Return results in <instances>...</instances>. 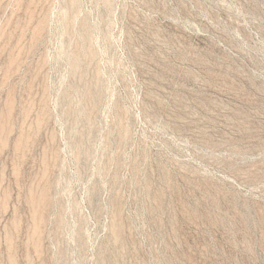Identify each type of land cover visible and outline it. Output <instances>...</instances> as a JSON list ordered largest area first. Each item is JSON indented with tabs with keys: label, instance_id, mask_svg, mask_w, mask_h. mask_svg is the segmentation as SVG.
<instances>
[{
	"label": "rangeland",
	"instance_id": "1",
	"mask_svg": "<svg viewBox=\"0 0 264 264\" xmlns=\"http://www.w3.org/2000/svg\"><path fill=\"white\" fill-rule=\"evenodd\" d=\"M0 264H264V0H0Z\"/></svg>",
	"mask_w": 264,
	"mask_h": 264
},
{
	"label": "bare ground",
	"instance_id": "2",
	"mask_svg": "<svg viewBox=\"0 0 264 264\" xmlns=\"http://www.w3.org/2000/svg\"><path fill=\"white\" fill-rule=\"evenodd\" d=\"M78 3V2H77ZM72 4V3H71ZM81 8V7H80ZM82 11V10H81ZM80 15V14H79ZM77 18H78V15H77ZM76 25V24H75ZM76 27V26H75ZM93 28V27H92ZM73 30V29H72ZM94 31V30H93ZM99 31V30H98ZM76 33V32H75ZM92 33V32H91ZM64 35V34H63ZM79 36V35H78ZM78 38V37H77ZM95 38V37H94ZM71 42V41H70ZM98 42V41H97ZM70 45V44H69ZM80 45V44H79ZM95 45V44H94ZM69 47V46H68ZM81 49H82V47H81ZM67 52V51H66ZM83 53V52H82ZM68 54H69V52H68ZM67 54V55H68ZM69 58V57H68ZM73 59V58H72ZM79 62V61H78ZM74 73V72H73ZM89 87V86H88ZM99 87V86H98ZM103 87V86H102ZM101 87V88H102ZM81 88V87H80ZM90 88V87H89ZM100 88V89H101ZM102 89H104V88H102ZM101 91V90H100ZM84 93V92H83ZM77 94V93H76ZM101 95V94H100ZM77 96V95H76ZM82 96V95H81ZM81 100H82V98H81ZM89 100V99H88ZM82 107V106H81ZM81 110V109H80ZM82 111V110H81ZM85 113V112H84ZM69 145H70V143H69ZM80 148V147H79ZM86 149V148H85ZM74 151V150H73ZM76 153H78V152H76ZM80 154V153H79Z\"/></svg>",
	"mask_w": 264,
	"mask_h": 264
}]
</instances>
